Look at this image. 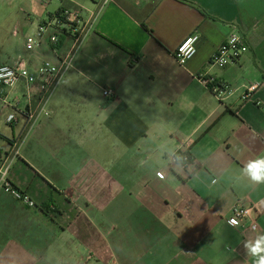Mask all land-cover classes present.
Segmentation results:
<instances>
[{"label": "crops", "instance_id": "0c3cea01", "mask_svg": "<svg viewBox=\"0 0 264 264\" xmlns=\"http://www.w3.org/2000/svg\"><path fill=\"white\" fill-rule=\"evenodd\" d=\"M25 4L20 23L4 20L5 54L37 79L0 95V154L10 183L36 205L0 185V264H254L245 243L264 234V184L244 168L264 156V0ZM60 9L70 15L57 26ZM192 33L197 52L180 65L175 51ZM232 33L248 50L211 64ZM70 53L48 115L30 124L39 68ZM201 76L226 90L213 93ZM180 150L190 163L171 165ZM248 200L257 231L227 223Z\"/></svg>", "mask_w": 264, "mask_h": 264}, {"label": "built area", "instance_id": "2783aa9c", "mask_svg": "<svg viewBox=\"0 0 264 264\" xmlns=\"http://www.w3.org/2000/svg\"><path fill=\"white\" fill-rule=\"evenodd\" d=\"M116 0H101V6L109 2ZM70 15L69 10L63 9L55 20L57 26H61L67 20ZM49 25V24H47ZM47 25H43L39 28L37 37H41L47 29ZM51 25V24H50ZM78 38V37H77ZM51 42L57 41V35L50 37ZM78 41V39H77ZM197 33H192L186 36L178 45L175 51V58L180 65H184L187 61L192 59L197 52ZM36 45V40L34 37L27 38L26 47L31 49ZM187 45V46H185ZM248 50L244 38L238 33H232L227 40L218 48L215 54L211 58V64L223 68L230 65L236 61V59ZM73 60V53L66 56L58 65H54L48 61L44 62L39 68L38 77L41 78L40 81V103L38 107L31 112H29L30 124H35L39 119L40 115L44 113L48 115L46 111V105L49 100L50 94L53 89L57 86L61 77L70 69ZM24 79L28 84H32L36 81V76L32 75L27 67L22 64H2L0 65V95L4 92L6 88L14 86L19 80ZM203 84L209 86L213 93L219 94L220 91H225L227 86L220 84L212 77L199 78ZM257 88V85H252L248 88L246 97ZM105 96H111V90H104ZM15 119L14 115L8 116L7 121L10 123ZM13 156H17L19 153V145L17 144L13 151ZM190 163L189 157L186 151L180 150L173 154L170 158V164L173 166L184 167ZM11 167V161L7 157L0 154V185L2 186L4 192L13 196V198L23 202L29 207H35V202L30 196H28L23 191L14 187L9 179V171ZM227 223L232 226H241L244 230L252 229L257 231L259 229L257 214L255 204L251 201H247L246 204H236L233 209L231 216L227 219Z\"/></svg>", "mask_w": 264, "mask_h": 264}, {"label": "clouds", "instance_id": "9594fccd", "mask_svg": "<svg viewBox=\"0 0 264 264\" xmlns=\"http://www.w3.org/2000/svg\"><path fill=\"white\" fill-rule=\"evenodd\" d=\"M245 174L255 184H264V156L250 160L244 168ZM248 254L254 258V264H264V234L245 243Z\"/></svg>", "mask_w": 264, "mask_h": 264}, {"label": "rangeland", "instance_id": "374dc122", "mask_svg": "<svg viewBox=\"0 0 264 264\" xmlns=\"http://www.w3.org/2000/svg\"><path fill=\"white\" fill-rule=\"evenodd\" d=\"M25 1L26 0H0V63H11L10 58L5 54V50L8 46H6V38H4L6 32L3 30L5 29L2 28L3 25L8 26L11 22L5 21L4 24V20L11 14H13L12 18H14V22L20 23L22 19H25L27 17L23 12L24 9H26ZM54 1L57 2V0Z\"/></svg>", "mask_w": 264, "mask_h": 264}, {"label": "trees", "instance_id": "16d2710c", "mask_svg": "<svg viewBox=\"0 0 264 264\" xmlns=\"http://www.w3.org/2000/svg\"><path fill=\"white\" fill-rule=\"evenodd\" d=\"M61 10H63V9H60V11L57 12L56 16H58L60 14ZM187 156L189 157L188 154H187ZM189 161H190V157H189Z\"/></svg>", "mask_w": 264, "mask_h": 264}, {"label": "snow or ice", "instance_id": "6c2138e0", "mask_svg": "<svg viewBox=\"0 0 264 264\" xmlns=\"http://www.w3.org/2000/svg\"><path fill=\"white\" fill-rule=\"evenodd\" d=\"M185 46H187V45H185Z\"/></svg>", "mask_w": 264, "mask_h": 264}]
</instances>
